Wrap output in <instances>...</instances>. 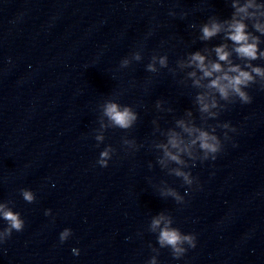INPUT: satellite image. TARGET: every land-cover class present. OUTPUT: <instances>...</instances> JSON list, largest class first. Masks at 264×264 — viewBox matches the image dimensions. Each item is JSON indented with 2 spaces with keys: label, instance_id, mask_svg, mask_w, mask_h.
Segmentation results:
<instances>
[{
  "label": "clouds",
  "instance_id": "obj_1",
  "mask_svg": "<svg viewBox=\"0 0 264 264\" xmlns=\"http://www.w3.org/2000/svg\"><path fill=\"white\" fill-rule=\"evenodd\" d=\"M233 7L235 8V13L232 16L230 21H225L223 24L216 22L215 20L210 23H206L202 26V40H209L222 31L225 32V38L232 41L235 45L234 51L238 57L241 59H246L249 61L256 60L258 58H264V52H258V37L252 36L247 31V25L244 23L245 19L254 18L257 13L250 12L249 9H264V4H256L253 0H247L242 6L239 3H234ZM259 15L264 16V12H260ZM253 27L256 31L264 34V24L256 22ZM227 45H220L215 47L214 51L219 61L227 62L230 66L225 71L222 68L221 63H205V56L201 55L200 52H196L191 55L189 64L195 65L202 73L204 77L214 78L210 80V83L207 85L208 89L215 90L216 93L224 100H229L230 97H235L242 104H249L252 101V97L246 91L250 86L256 84L255 76L261 78L260 88L264 89V69L260 67H252L251 64L246 65L247 68L251 69V72L242 70L239 65L231 66V61L229 60L230 52L226 50ZM139 59V56L136 57ZM155 59V58H154ZM127 61H124V66L127 65ZM161 66H166L167 60L166 57H161L159 60ZM147 70L150 72L156 71L153 64L147 66ZM190 75L195 76V73ZM198 86L200 81L195 82ZM198 102L200 103V110L202 112L209 113L210 115H215L210 113V108L216 107L215 100L211 104L206 103V96L200 95L197 97ZM233 103L235 100L232 101ZM104 114L109 118V120L121 129L130 128L134 122L137 120V115L130 108L124 107L121 108L118 104L109 102L104 107ZM180 126L184 128V131L192 134L193 132L198 131V136L191 141L192 144L199 143V148L204 152L205 159L215 160L217 154L222 151L221 141L215 135H209L208 132L199 131L198 129H192L185 127L183 122H180ZM232 131H236L235 128H232ZM97 139H102V137H97ZM183 141L179 138L176 133H172L169 138V144L172 148H176L180 151H183L180 146ZM165 154L176 161L177 163H182L178 155H173L171 152L166 150ZM109 158V151L105 150L100 154V159L97 161L101 167H107V159ZM177 175H184L183 173L177 172ZM184 179L191 183L188 180V176L184 175ZM170 195L176 196L177 200H180V197L174 192H170ZM21 195L24 201L32 203L35 201L34 194L29 190H21ZM45 215H51V210L48 209L45 211ZM0 219L6 221L7 226L0 230V243H3L8 238L11 237L13 231L20 232L23 230L25 222L21 218L19 212L13 211L5 207V205L0 204ZM164 217L159 219H154L152 221V228L155 229L161 223V220ZM72 234V231L69 228H65L59 235L61 243L67 240L69 235ZM159 244L163 246H170L173 257L179 259L180 256L184 255L187 251L183 247L184 244H187L189 248L196 247V236L195 234L183 235L179 229L169 228L167 224L160 231L158 237ZM73 254L79 255V249L73 248Z\"/></svg>",
  "mask_w": 264,
  "mask_h": 264
}]
</instances>
